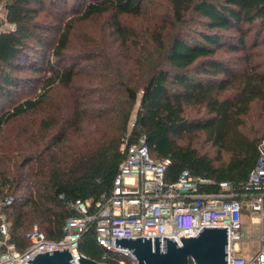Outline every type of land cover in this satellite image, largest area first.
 <instances>
[{"label": "trees", "instance_id": "16d2710c", "mask_svg": "<svg viewBox=\"0 0 264 264\" xmlns=\"http://www.w3.org/2000/svg\"><path fill=\"white\" fill-rule=\"evenodd\" d=\"M148 1L49 0L56 8L77 7L80 15L76 19L112 12L119 61L110 75L98 76L97 97L91 93L87 97L82 121L88 123V130L75 128L80 117L74 114L62 135L45 147V157L38 159V184L30 188L28 197H4L13 198L1 213L9 225L10 241L19 249L27 246L25 234L33 224L38 223L49 239L57 240L66 220L76 215V199L96 200L111 191L126 133L132 141L144 136L154 159H170L166 179L176 180L186 169L216 181L203 187L207 191H218L222 181L237 189L254 166L262 139H249L240 125L249 104L264 95V73L250 71L248 58L243 61L246 69L237 74L216 53L227 46L248 56L247 45H257L264 31V0H166L169 12L160 20L141 12ZM4 7L7 20L16 29L0 34V133L8 122L37 109L53 86H70L79 66L67 56L72 17L56 30L54 40L50 35L54 27L38 19L43 0H6ZM128 13L139 14L136 26L121 23L120 14ZM48 48L54 61L46 56ZM26 68L48 75L35 98L15 99L20 88L36 80L20 75ZM235 81L236 92L222 96ZM193 106L203 107L207 116L186 117V107ZM58 116L54 113V124ZM195 130H205L218 151L230 153L228 162L215 166L195 148L176 144L174 137ZM69 132L80 141L74 142ZM78 250L99 262L118 264L124 259V264H130L121 253L104 260L92 227L81 234Z\"/></svg>", "mask_w": 264, "mask_h": 264}, {"label": "built area", "instance_id": "2783aa9c", "mask_svg": "<svg viewBox=\"0 0 264 264\" xmlns=\"http://www.w3.org/2000/svg\"><path fill=\"white\" fill-rule=\"evenodd\" d=\"M16 25L7 20L6 9L0 3V34L14 31ZM132 121L130 126H132ZM120 152L123 158L109 193L96 200L76 199V212L66 220L61 238L49 239L37 227L25 234L27 246L19 249L10 241L9 225L1 209L12 203L11 196L0 202V264H30L37 253L68 248L78 264V241L81 234L93 228L95 240L103 248L104 260L121 253L137 264L135 256L124 247L115 246V237H172L181 245L179 236H195L202 227H227L226 264H264V139L257 144V158L247 179L235 189L230 182L218 183V191L203 187L216 184L212 178L183 170L176 180L166 179L169 158L154 159L149 154L145 137L135 141L126 133ZM258 225L259 246L249 258L240 254L239 241L247 239L243 215ZM79 252V253H78ZM119 259L118 264H124Z\"/></svg>", "mask_w": 264, "mask_h": 264}, {"label": "rangeland", "instance_id": "374dc122", "mask_svg": "<svg viewBox=\"0 0 264 264\" xmlns=\"http://www.w3.org/2000/svg\"><path fill=\"white\" fill-rule=\"evenodd\" d=\"M5 1L0 0V3L4 5ZM43 1L44 7L39 13L38 19L42 18L44 23L54 27L50 34L54 40L57 37L56 30H61L71 17L74 20L71 24L73 30L70 35L67 56L71 63L78 62L79 66L70 86H53L37 109L28 111L25 115L4 125L0 133V202L6 195L21 197V200L28 197L30 188H35L39 179L37 176L38 159L45 157V147L51 145L54 139L62 135L61 131L67 121L75 119L74 114L80 117V122L75 128L81 127L85 131L88 130L90 126L84 120L82 121L88 105L86 104L87 97L89 93L94 94L95 98L97 97L98 76L110 75L113 66L118 65L119 61L115 56L118 54V42L112 34V12L95 15L88 19H76L80 15L76 12L79 11L77 7L74 10L69 4L68 8H56L49 3V0ZM141 10L148 17H153V20H160L169 12L166 0H149L141 7ZM49 12L50 14H48ZM138 15L136 13L120 14L119 19L127 27L136 26L140 21ZM253 32L254 30L250 32L251 36ZM247 49L249 50H247V57H242V51L228 49L227 46L219 48L216 55L237 74L246 69V64L243 61L248 58L250 71L264 73V31L258 38L257 45L250 42ZM49 52L50 48L46 50V56H49L50 61H54V56ZM64 66L65 63L60 68ZM20 75L31 76L36 80L32 85L28 83L20 88L15 94V99L35 98L48 73L30 72L26 68ZM232 83L233 86L224 91L222 96L232 95L236 92L237 82ZM9 105L10 102L7 103V106ZM137 106L138 100L130 120L134 118ZM54 113L59 114L55 124ZM185 116L188 118L205 117L207 113L203 107L193 106L186 107ZM49 118L53 120H45ZM44 121H48V124ZM240 131L254 141L264 139L262 138L264 137V95L249 104L247 112L241 116ZM69 133H73L74 142L80 141L81 138L77 137V134ZM174 140L177 145L195 148L198 153L209 157L215 166L225 164L230 158V153L218 151L205 130L185 133L182 136L174 137ZM7 177L10 180L8 184ZM16 200L17 203L21 202V200ZM243 223L247 239L239 241L238 244L241 245L245 256L248 254L252 256L253 250L261 242L262 231L259 230L258 225L250 222L248 216L243 218ZM33 227L42 230L39 224L35 223L27 232Z\"/></svg>", "mask_w": 264, "mask_h": 264}, {"label": "water", "instance_id": "95a60500", "mask_svg": "<svg viewBox=\"0 0 264 264\" xmlns=\"http://www.w3.org/2000/svg\"><path fill=\"white\" fill-rule=\"evenodd\" d=\"M181 245L172 237H115V246L131 251L137 264H226L227 227H202L197 235L179 236ZM78 250V249H77ZM79 253V252H78ZM30 264H75L68 248L37 253ZM78 264H111L80 255Z\"/></svg>", "mask_w": 264, "mask_h": 264}, {"label": "crops", "instance_id": "0c3cea01", "mask_svg": "<svg viewBox=\"0 0 264 264\" xmlns=\"http://www.w3.org/2000/svg\"><path fill=\"white\" fill-rule=\"evenodd\" d=\"M246 216H247V215H246V213H245V214L243 215V218H245ZM236 246H237V248H238V249H240V254H241V255H243V256H244V257H246V258H249V256H250V255L248 254V255H247L248 257H247V256H245L246 254H245V253H243V250H242V248H241V245H240V244H237Z\"/></svg>", "mask_w": 264, "mask_h": 264}]
</instances>
